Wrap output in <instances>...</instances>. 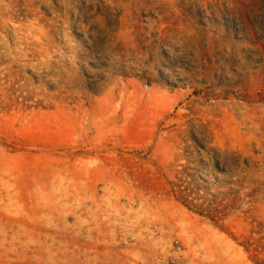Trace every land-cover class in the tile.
Listing matches in <instances>:
<instances>
[{"label": "rangeland", "instance_id": "rangeland-1", "mask_svg": "<svg viewBox=\"0 0 264 264\" xmlns=\"http://www.w3.org/2000/svg\"><path fill=\"white\" fill-rule=\"evenodd\" d=\"M195 139L264 221V0H0V264H253L168 192Z\"/></svg>", "mask_w": 264, "mask_h": 264}, {"label": "trees", "instance_id": "trees-1", "mask_svg": "<svg viewBox=\"0 0 264 264\" xmlns=\"http://www.w3.org/2000/svg\"><path fill=\"white\" fill-rule=\"evenodd\" d=\"M194 152L168 180V192L190 212L212 222L222 231L233 218L244 216L248 227L235 241L253 264H264V221L250 220L249 162L198 139ZM226 176L224 180L216 175Z\"/></svg>", "mask_w": 264, "mask_h": 264}]
</instances>
